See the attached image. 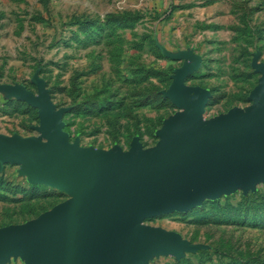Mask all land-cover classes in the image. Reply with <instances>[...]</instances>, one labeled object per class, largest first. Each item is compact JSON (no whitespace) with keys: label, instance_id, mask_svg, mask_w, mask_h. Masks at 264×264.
I'll list each match as a JSON object with an SVG mask.
<instances>
[{"label":"rangeland","instance_id":"rangeland-1","mask_svg":"<svg viewBox=\"0 0 264 264\" xmlns=\"http://www.w3.org/2000/svg\"><path fill=\"white\" fill-rule=\"evenodd\" d=\"M207 92L206 122L246 112L264 77V0H0V134L47 143L48 94L69 144L93 152L154 147L183 112L171 93ZM71 198L0 148V241ZM141 225L170 233L138 264H264V173ZM0 264H26L19 251Z\"/></svg>","mask_w":264,"mask_h":264},{"label":"water","instance_id":"water-1","mask_svg":"<svg viewBox=\"0 0 264 264\" xmlns=\"http://www.w3.org/2000/svg\"><path fill=\"white\" fill-rule=\"evenodd\" d=\"M179 72L171 93L183 112L168 120L160 140L129 153L93 152L69 144L61 112L49 96L21 97L44 110L47 143L17 141L0 134V148L27 171L68 190L71 198L38 220L10 229L0 241V260L19 251L26 264H138L164 246L181 242L141 225L146 218L198 203L239 180L245 188L264 173V77L246 112L234 110L206 122L207 92L182 87Z\"/></svg>","mask_w":264,"mask_h":264}]
</instances>
